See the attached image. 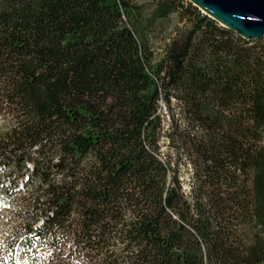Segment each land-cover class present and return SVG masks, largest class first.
I'll return each mask as SVG.
<instances>
[{"label": "trees", "instance_id": "1", "mask_svg": "<svg viewBox=\"0 0 264 264\" xmlns=\"http://www.w3.org/2000/svg\"><path fill=\"white\" fill-rule=\"evenodd\" d=\"M0 115L11 264H264V39L188 0H0Z\"/></svg>", "mask_w": 264, "mask_h": 264}, {"label": "water", "instance_id": "2", "mask_svg": "<svg viewBox=\"0 0 264 264\" xmlns=\"http://www.w3.org/2000/svg\"><path fill=\"white\" fill-rule=\"evenodd\" d=\"M247 40L264 38V0H188Z\"/></svg>", "mask_w": 264, "mask_h": 264}, {"label": "rangeland", "instance_id": "3", "mask_svg": "<svg viewBox=\"0 0 264 264\" xmlns=\"http://www.w3.org/2000/svg\"><path fill=\"white\" fill-rule=\"evenodd\" d=\"M138 3L146 4L148 0H136ZM152 6L146 9V13H149ZM174 20L173 23H175ZM264 39V38H261ZM10 121L0 115V132L9 126ZM164 145V144H163ZM162 150L165 152L166 148L163 146ZM183 179V187H187V181L189 176L188 169L184 166L180 170ZM27 172H25L26 174ZM9 175L8 170H2L0 172V184L7 181ZM23 188L21 187V180H18V188L14 191H8L7 189H0V260L3 259L4 264H11L9 256H14V252L11 247L7 246V243L11 241L9 237L10 233L22 223L25 218V207L22 205L21 197L24 196ZM8 261L9 263H7ZM1 262V261H0ZM54 264H60L53 261ZM15 264H25V259L22 256L17 255Z\"/></svg>", "mask_w": 264, "mask_h": 264}, {"label": "snow or ice", "instance_id": "4", "mask_svg": "<svg viewBox=\"0 0 264 264\" xmlns=\"http://www.w3.org/2000/svg\"><path fill=\"white\" fill-rule=\"evenodd\" d=\"M23 237H21V239H22Z\"/></svg>", "mask_w": 264, "mask_h": 264}]
</instances>
